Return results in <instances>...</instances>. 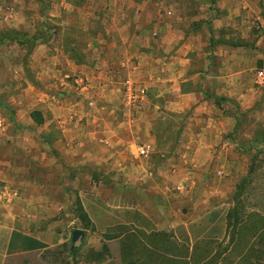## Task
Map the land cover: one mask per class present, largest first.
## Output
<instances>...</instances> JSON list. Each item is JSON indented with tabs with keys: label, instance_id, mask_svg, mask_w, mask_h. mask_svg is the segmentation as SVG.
Segmentation results:
<instances>
[{
	"label": "rangeland",
	"instance_id": "rangeland-1",
	"mask_svg": "<svg viewBox=\"0 0 264 264\" xmlns=\"http://www.w3.org/2000/svg\"><path fill=\"white\" fill-rule=\"evenodd\" d=\"M81 2L0 0L3 264H264V87L230 100L232 168L196 170L176 91L83 88L98 15Z\"/></svg>",
	"mask_w": 264,
	"mask_h": 264
},
{
	"label": "crops",
	"instance_id": "crops-1",
	"mask_svg": "<svg viewBox=\"0 0 264 264\" xmlns=\"http://www.w3.org/2000/svg\"><path fill=\"white\" fill-rule=\"evenodd\" d=\"M92 7L96 50L82 52L83 69L76 65L83 88L126 89L128 103L135 84L143 96L156 89L166 99L176 91L178 109L193 110L182 147L196 158L188 162L214 175L230 170L237 150L228 136L243 132L235 128L230 100L264 87V0H82L79 6ZM0 249L3 264L7 245Z\"/></svg>",
	"mask_w": 264,
	"mask_h": 264
},
{
	"label": "water",
	"instance_id": "water-1",
	"mask_svg": "<svg viewBox=\"0 0 264 264\" xmlns=\"http://www.w3.org/2000/svg\"><path fill=\"white\" fill-rule=\"evenodd\" d=\"M84 239V232L81 230H76L73 232L71 237V248L70 250H77L82 246V242Z\"/></svg>",
	"mask_w": 264,
	"mask_h": 264
},
{
	"label": "trees",
	"instance_id": "trees-1",
	"mask_svg": "<svg viewBox=\"0 0 264 264\" xmlns=\"http://www.w3.org/2000/svg\"><path fill=\"white\" fill-rule=\"evenodd\" d=\"M204 217H205V218H206V217H207V218H211V221L219 220V217H217V212H211L210 214L205 215ZM193 227H194V226L189 227L188 230H189V232L193 235V238H194V237H197V236H198V235H196V234H198V232H196V231H195V228L193 229ZM183 229H184V228H183ZM209 235H210V234H209ZM75 253H76V250L71 251V256H74Z\"/></svg>",
	"mask_w": 264,
	"mask_h": 264
},
{
	"label": "built area",
	"instance_id": "built-area-1",
	"mask_svg": "<svg viewBox=\"0 0 264 264\" xmlns=\"http://www.w3.org/2000/svg\"><path fill=\"white\" fill-rule=\"evenodd\" d=\"M147 154H148V149L144 146L138 147L135 151L136 156L145 157V156H147Z\"/></svg>",
	"mask_w": 264,
	"mask_h": 264
}]
</instances>
